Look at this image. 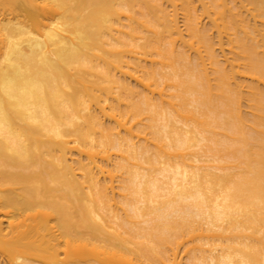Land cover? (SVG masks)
<instances>
[{
	"label": "bare ground",
	"instance_id": "obj_1",
	"mask_svg": "<svg viewBox=\"0 0 264 264\" xmlns=\"http://www.w3.org/2000/svg\"><path fill=\"white\" fill-rule=\"evenodd\" d=\"M0 264H264V0H0Z\"/></svg>",
	"mask_w": 264,
	"mask_h": 264
},
{
	"label": "rangeland",
	"instance_id": "obj_2",
	"mask_svg": "<svg viewBox=\"0 0 264 264\" xmlns=\"http://www.w3.org/2000/svg\"><path fill=\"white\" fill-rule=\"evenodd\" d=\"M247 7H248V6H247ZM248 9H251V7H248ZM256 21H257V19H256ZM258 21H259V19H258ZM257 24L259 25L260 22H257ZM259 26H260V25H259ZM233 37H234V36H233ZM246 81H247V80H246ZM248 81H250V80H248ZM248 81H247V82H248ZM243 82H244V81H243ZM247 82H246V83H247ZM244 83H245V82H244ZM248 83H250V82H248ZM258 84H260V83H257V86H258ZM259 86H260V85H259ZM259 86H258V87H259ZM233 163H234V162H233Z\"/></svg>",
	"mask_w": 264,
	"mask_h": 264
}]
</instances>
